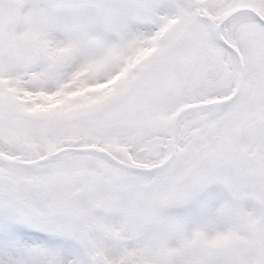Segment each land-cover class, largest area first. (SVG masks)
Here are the masks:
<instances>
[{"label": "snow or ice", "instance_id": "6c2138e0", "mask_svg": "<svg viewBox=\"0 0 264 264\" xmlns=\"http://www.w3.org/2000/svg\"><path fill=\"white\" fill-rule=\"evenodd\" d=\"M0 264H264V0H0Z\"/></svg>", "mask_w": 264, "mask_h": 264}]
</instances>
